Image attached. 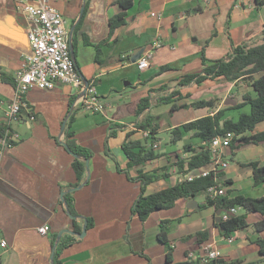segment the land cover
<instances>
[{
    "label": "crops",
    "instance_id": "1",
    "mask_svg": "<svg viewBox=\"0 0 264 264\" xmlns=\"http://www.w3.org/2000/svg\"><path fill=\"white\" fill-rule=\"evenodd\" d=\"M54 6L65 18L74 62L84 79L95 84L105 110L84 112L76 90L62 83L52 89L28 90L27 107L10 122L0 104V121L18 135L17 141L0 156V243L5 241V246L0 244V264H52V238L63 229L80 233L84 219H90L92 224L81 238L73 233L76 240L63 249L62 264H167L165 247L158 239L162 220L170 221L167 238L172 242L173 264L191 263L203 254L204 247L216 249L224 260L264 264V260H259L257 245L251 241L256 235L250 228L236 231L228 239L220 235L215 226L216 210L197 207L204 203V195L178 199L171 208L151 212L144 220L133 214L132 205L141 193V182L135 179L138 168L127 169L122 149L126 140L143 141L148 136V131L134 124L138 120L136 105L148 92L155 99L162 95L157 91L159 87L165 85L168 92L179 89L184 97L181 101L188 103L197 100L192 99L197 89L227 82L207 79L201 84L179 86L184 75L201 70L202 52L207 60H216L233 45L264 40V5L259 6L256 0H134L126 12V22L112 34L109 18L120 11L115 0H55ZM196 8L201 10L194 11ZM27 27L26 15L18 4L0 0V99L4 101L14 98V74L31 51ZM157 38L162 45L153 53L148 67L139 70L132 57ZM95 45H100L101 64L96 60ZM162 66L169 69L156 74ZM228 83L223 94L202 99H217L220 108L226 106L228 97L238 102L243 93L256 95L242 81ZM239 109H227L224 117L236 119ZM214 112L206 109L199 116L180 120L170 126L169 132L177 125ZM158 126L156 137L161 129ZM262 131L264 121L253 132ZM180 142L181 146L170 142L168 149L160 152L159 139L154 141L161 156L141 169L157 170L167 176L149 183L144 194L171 186L188 173L210 168L207 164L180 174L176 160L190 156L184 145L198 149L203 141L186 133ZM63 143L90 153L83 178L77 175L75 159L84 158L75 157ZM238 152L243 157L240 160L236 158ZM224 160L227 166L219 168L215 177L219 186L225 191L230 189L232 196L264 195V182L255 185L251 168L242 165L249 161L264 165V142L230 147ZM226 179L232 181L229 186L222 184ZM75 187L78 188L69 190ZM65 196L71 199L74 218L68 214ZM240 212L236 208L235 213ZM260 217L251 213L246 220L253 223ZM41 225L49 226L45 235L37 230ZM203 230L207 231V239L198 244L191 235ZM259 235L264 237V231Z\"/></svg>",
    "mask_w": 264,
    "mask_h": 264
},
{
    "label": "trees",
    "instance_id": "2",
    "mask_svg": "<svg viewBox=\"0 0 264 264\" xmlns=\"http://www.w3.org/2000/svg\"><path fill=\"white\" fill-rule=\"evenodd\" d=\"M133 2L134 0H115V4L119 6L120 11L109 18L110 34L126 22V12L133 5ZM256 2L259 6L264 5V0H256ZM200 10V8L194 9V11ZM95 49L96 60L101 64L102 62L98 56L100 45H95ZM201 59V70L184 75L179 81V86H186L190 83L201 84L207 79H220L227 82L242 81L254 90L256 95L252 96L249 93H243L235 106H221L220 108H217L219 102L214 98L197 99L188 103L183 102L181 99L184 97L181 95L179 89L168 92V88L165 85L160 86L157 90L159 93H162L159 97L152 99L150 92L147 93V96L142 97L135 108V116L138 120L134 124L135 127L148 131V136L143 141L128 139L122 144V149L127 157V169L138 168L135 179L141 182V193L132 205V212L133 214H137L141 220H144L151 212L171 208L178 199L184 198L187 200L193 199L198 195H204V203L198 205L199 209L213 207L215 210L222 209L226 212L232 207L241 209L240 213H229L227 219H221L215 223V226L218 228L220 235L226 239L230 238L231 234L236 231L250 228L256 235L251 241L258 247L259 260H264V237L259 235L264 231V195L252 197L245 194H236L232 196L231 190L227 189L223 195L211 197L208 195L207 189L216 183L215 177L218 175L213 172H210L206 176L195 177L192 180L183 179L171 186L150 194H144L145 188L149 183L159 177L167 176V173H158L157 170L147 172L141 169L149 161L161 156V153L156 151L154 147V141L157 139L155 134L159 126L154 122V117L148 111L147 115H144L146 109L151 105L170 104L171 111L189 107L215 110L213 114H205L173 127L170 131L171 143L179 142L186 133H190L192 137L206 142L215 135L225 132L233 133L230 144L231 148L264 142V131L253 132L255 126L264 121V40L255 43L243 42L233 45L224 57L216 60H207L202 52ZM168 69L169 67L162 66L156 74L165 72ZM244 106H249V111L240 112L236 119L224 117L227 109H239ZM141 114L144 116L141 117ZM6 130L11 132L10 126L6 122L0 121V132H5ZM67 147L74 154L84 158V161L79 160V158L75 159L77 175L79 178H83L86 171L85 160L89 159L90 153L79 146L67 145ZM183 149L189 152L190 156L188 158L178 157L176 160L175 165L180 174H184L195 168H201L211 162L210 153L205 144L200 145L198 149L193 148L190 144H185ZM242 165L251 168L253 183L255 185L264 182V165L260 161H249L242 163ZM231 182V180L226 179L222 184L229 186ZM64 199L67 202L71 217L74 218L75 214L71 210V199H68L66 196ZM251 213L258 214L261 217L253 223H248L246 217ZM169 222V220L160 221L158 239L165 247V262L173 264L172 242L167 238V225ZM91 224V220L88 219L86 227H90ZM191 236H195L197 243L201 244L207 239L208 234L207 231L203 230ZM75 240L76 237L70 232H63L59 239H57V234L52 238L51 244L54 247L52 264H62L60 256L63 249ZM181 264H252V262L240 259L224 260L221 257H217L206 263H201L199 258H196L191 263Z\"/></svg>",
    "mask_w": 264,
    "mask_h": 264
},
{
    "label": "built area",
    "instance_id": "3",
    "mask_svg": "<svg viewBox=\"0 0 264 264\" xmlns=\"http://www.w3.org/2000/svg\"><path fill=\"white\" fill-rule=\"evenodd\" d=\"M14 1L18 4V9L26 15L27 37L31 51L25 55L21 67L14 74V98L9 101L0 99V104L5 107L7 122L17 119L22 109L27 107L25 94L28 90L31 88L52 89L56 83L68 85L76 90L77 100L84 112L92 114L103 112L105 104L100 99L95 84L84 79L71 55L70 32L65 26L62 12L54 6L55 0ZM151 15L159 16L160 14L151 13ZM161 45L162 40L157 38L143 49L136 61L139 70L148 67L150 58ZM232 137V132H225L203 142L210 153V168L188 173L183 179L192 180L198 176H206L210 172L217 173L219 168H225L227 162L224 157L226 150L230 149ZM17 139L16 133L8 130L0 132V156ZM207 193L215 197L223 195L225 190L215 183L208 187ZM235 211L236 208L232 207L228 212H221L220 217L227 219L229 213H235ZM37 230L45 235L49 226L41 225ZM0 244L5 246V241L2 240ZM217 257H219V251L204 247L203 254L198 258L201 263H206Z\"/></svg>",
    "mask_w": 264,
    "mask_h": 264
},
{
    "label": "rangeland",
    "instance_id": "4",
    "mask_svg": "<svg viewBox=\"0 0 264 264\" xmlns=\"http://www.w3.org/2000/svg\"><path fill=\"white\" fill-rule=\"evenodd\" d=\"M229 86L228 82L222 83L221 85H216L215 87L209 88V87H202L200 89H197L195 92H193V98L192 99H202V98H208V95H219L223 94L224 90ZM234 90H236V87H233ZM206 109H195V108H189V109H179L177 111H171L170 105L168 104H160L157 106L152 107L148 113H151L154 116V122H157L160 125V131L157 134V138L159 139L160 146L158 151L162 152L166 149H168L170 142H169V130L170 126L176 122H179L180 120H184L186 118L195 117L201 115ZM248 112L249 108H241L239 109V112ZM236 114V113H235ZM181 142H178V145L181 146ZM236 158L238 160L242 159V154L240 152L237 153ZM232 161V159H231ZM164 181H167L166 179ZM166 185H169V182L166 183Z\"/></svg>",
    "mask_w": 264,
    "mask_h": 264
},
{
    "label": "water",
    "instance_id": "5",
    "mask_svg": "<svg viewBox=\"0 0 264 264\" xmlns=\"http://www.w3.org/2000/svg\"><path fill=\"white\" fill-rule=\"evenodd\" d=\"M70 50H71V55H72V57H74L71 42H70ZM142 51H143V49H140V50H139V51H138V52L132 57V60H133V61H137V59L140 57ZM236 104H237L236 100L233 99V98H229V97H228V98L225 100V102H224V105H226V106H235ZM62 129H63V127H62ZM63 145L65 146V148H66L71 154H73L75 157H78V155H76V154H74L73 152H71V150L67 147L66 144L63 143ZM87 162H88V160H86V168H88ZM76 188H78V187L70 188L69 190L72 191V190H75ZM63 194H64V191L61 192V195H63ZM190 202L194 203L193 200H191ZM197 207H198V206H197ZM221 212H224V210H222V209H218V210L215 211V222H219V221L221 220V217H220ZM68 214H69V216H71L69 212H68ZM86 224H87V221H86V219H84L83 229H82V231H81L80 233L74 232V231H72V230H70V229H63V230L59 231V233L57 234V239L60 238V236H61V234H62L63 232H70L71 234H73V233L75 234V233H76V235H78L80 238L83 237V236L85 235V233H86ZM53 248H54V247H53ZM52 256H53V249H52L51 259H52Z\"/></svg>",
    "mask_w": 264,
    "mask_h": 264
}]
</instances>
